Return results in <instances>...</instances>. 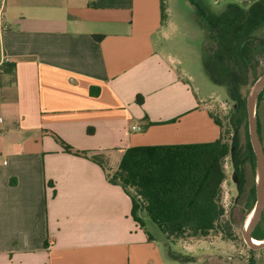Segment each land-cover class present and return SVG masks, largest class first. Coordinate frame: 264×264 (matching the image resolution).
<instances>
[{
	"label": "crops",
	"instance_id": "1",
	"mask_svg": "<svg viewBox=\"0 0 264 264\" xmlns=\"http://www.w3.org/2000/svg\"><path fill=\"white\" fill-rule=\"evenodd\" d=\"M175 2L7 0L0 264L166 263V243L164 251L135 221L127 192L52 134L76 150L111 151L115 169L131 147L220 138L211 97L200 96L186 62L169 49L176 47Z\"/></svg>",
	"mask_w": 264,
	"mask_h": 264
},
{
	"label": "trees",
	"instance_id": "2",
	"mask_svg": "<svg viewBox=\"0 0 264 264\" xmlns=\"http://www.w3.org/2000/svg\"><path fill=\"white\" fill-rule=\"evenodd\" d=\"M188 1L195 7L197 21L207 31L204 55L207 74L214 84L226 87L228 95L237 102V115L248 118L247 97L243 96V89L251 76L253 83L259 79L258 69L264 59V38L260 37L264 31V0L229 2L221 9L212 5L211 0ZM162 12L164 17V1ZM12 66L15 70L16 64ZM137 102L142 104L143 97L138 96ZM213 118L221 129L218 140L131 147L122 153L116 169L110 164L111 151L76 150L52 135L66 153L101 166L109 182L121 186L132 198L135 221L144 227V220L150 219L165 235L167 249H170L176 239L206 238L214 231L222 232L229 239L233 237L230 224L224 220L226 208L222 186L226 179L225 160L234 147L230 131L224 129L220 120ZM88 134L92 135L93 129H88ZM247 148L248 156L255 161L250 137ZM253 237L264 239L262 222L256 226ZM168 255L173 259L191 261L175 255L172 250Z\"/></svg>",
	"mask_w": 264,
	"mask_h": 264
},
{
	"label": "rangeland",
	"instance_id": "3",
	"mask_svg": "<svg viewBox=\"0 0 264 264\" xmlns=\"http://www.w3.org/2000/svg\"><path fill=\"white\" fill-rule=\"evenodd\" d=\"M246 1L248 0H223L217 3L211 0L210 2L216 8L221 9L229 2L244 3ZM172 7L177 30L173 32L171 39L176 47L169 49L186 62V67L193 77V85L199 91L200 96L202 98L211 97L209 102L213 116L222 122L225 130L230 131V138H232L233 156L231 151L225 160L226 179L222 186V200L226 208L224 220L230 224L233 237L229 239L222 232L214 231L206 238L176 239L170 244L167 253L169 254V250H172L175 255L191 261L166 257V263H164L264 264V251L252 252V249L245 243L241 230L256 204V158L253 161L248 156V118H241L237 115L235 111L238 110L237 102L228 95L226 87L214 84L205 70L204 55L208 36L207 32L198 25L195 8L193 10L186 0H177ZM260 37L264 38V31ZM185 42L188 48H185ZM260 62L259 78L264 73V59ZM253 79L251 76L246 83L243 89L244 97H248L254 85ZM258 120L264 148V91L259 103ZM192 135L198 137L199 133L193 132ZM234 175L239 182L238 186L233 181ZM144 222L147 233L165 251V235L150 219L146 218ZM259 222H262L264 227V210Z\"/></svg>",
	"mask_w": 264,
	"mask_h": 264
},
{
	"label": "water",
	"instance_id": "4",
	"mask_svg": "<svg viewBox=\"0 0 264 264\" xmlns=\"http://www.w3.org/2000/svg\"><path fill=\"white\" fill-rule=\"evenodd\" d=\"M264 91V73L254 83L250 93L247 97V112L249 122V137L252 145L255 158H256V204L253 207L251 214H253L252 220L247 225V221L242 226V235L247 246L252 250L264 249V239L258 240L253 237V232L258 225L261 214L264 210V148L260 138L257 104L260 94ZM233 156V148H232ZM233 181L238 186L239 182L237 177L233 176ZM249 218V217H248ZM248 220V219H247ZM258 241L259 243H256Z\"/></svg>",
	"mask_w": 264,
	"mask_h": 264
},
{
	"label": "built area",
	"instance_id": "5",
	"mask_svg": "<svg viewBox=\"0 0 264 264\" xmlns=\"http://www.w3.org/2000/svg\"><path fill=\"white\" fill-rule=\"evenodd\" d=\"M6 2L7 0H0V21H3V14L6 9Z\"/></svg>",
	"mask_w": 264,
	"mask_h": 264
},
{
	"label": "bare ground",
	"instance_id": "6",
	"mask_svg": "<svg viewBox=\"0 0 264 264\" xmlns=\"http://www.w3.org/2000/svg\"><path fill=\"white\" fill-rule=\"evenodd\" d=\"M253 214H251V216H249L248 220H247V225L250 223V221L252 220ZM256 243H259L258 241H256Z\"/></svg>",
	"mask_w": 264,
	"mask_h": 264
},
{
	"label": "flooded vegetation",
	"instance_id": "7",
	"mask_svg": "<svg viewBox=\"0 0 264 264\" xmlns=\"http://www.w3.org/2000/svg\"><path fill=\"white\" fill-rule=\"evenodd\" d=\"M261 138V137H260Z\"/></svg>",
	"mask_w": 264,
	"mask_h": 264
}]
</instances>
